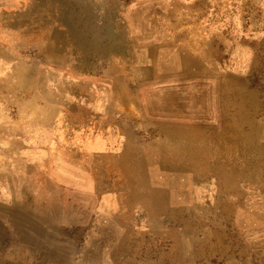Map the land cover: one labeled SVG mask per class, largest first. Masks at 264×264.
<instances>
[{
    "label": "rangeland",
    "instance_id": "374dc122",
    "mask_svg": "<svg viewBox=\"0 0 264 264\" xmlns=\"http://www.w3.org/2000/svg\"><path fill=\"white\" fill-rule=\"evenodd\" d=\"M0 264H264V0H0Z\"/></svg>",
    "mask_w": 264,
    "mask_h": 264
},
{
    "label": "bare ground",
    "instance_id": "6f19581e",
    "mask_svg": "<svg viewBox=\"0 0 264 264\" xmlns=\"http://www.w3.org/2000/svg\"><path fill=\"white\" fill-rule=\"evenodd\" d=\"M145 1V0H144ZM194 1V0H193ZM182 3V2H181ZM186 4H187V2H185ZM190 4V3H189ZM183 5V4H182ZM165 7V6H164ZM162 8V7H161ZM145 9V8H144ZM134 10H136V9H134ZM146 10V9H145ZM136 13H137V10H136ZM152 14V13H151ZM129 18V17H128ZM144 20V19H143ZM145 21H146V19H145ZM152 23V22H151ZM143 25V24H142ZM124 26V25H123ZM158 26V25H157ZM126 27V26H125ZM132 27H133V25H132ZM154 28V27H153ZM49 29H51V28H49ZM159 30V29H158ZM168 30V29H167ZM163 31V30H162ZM165 31V30H164ZM67 34V33H66ZM172 34V33H171ZM221 35V34H220ZM164 36V35H163ZM171 36V35H170ZM177 36V35H176ZM129 37V36H128ZM180 37V36H179ZM130 38V37H129ZM178 38V37H177ZM126 39V38H125ZM141 39V38H140ZM139 39V40H140ZM228 39V38H227ZM136 40V39H135ZM158 40V39H157ZM224 40V39H223ZM229 40V39H228ZM131 41V40H130ZM129 41V42H130ZM137 41H138V39H137ZM176 41V40H175ZM139 42V41H138ZM142 43V42H141ZM139 44H140V42H139ZM47 51V50H46ZM136 51V50H135ZM131 52V51H130ZM240 53V52H239ZM47 54V53H46ZM240 55H242V54H240ZM6 56V55H5ZM50 56V55H49ZM135 58V57H134ZM133 59V58H132ZM136 59V58H135ZM132 61V60H131ZM8 66V65H7ZM132 66V65H131ZM120 67V66H119ZM129 67V66H128ZM38 68V67H37ZM18 69V68H17ZM23 69H24V67L22 66V67H20L19 69H18V71L19 70H22L23 71ZM132 73V72H131ZM3 74V73H2ZM135 74V73H134ZM219 74V73H218ZM139 75V74H138ZM172 76V75H171ZM2 78V77H1ZM11 79V78H10ZM166 79H167V77H166ZM7 81V80H6ZM35 81V80H34ZM85 81V80H84ZM164 81V80H163ZM170 81V80H169ZM89 83V82H88ZM92 83V82H91ZM163 83V82H162ZM165 83V82H164ZM163 83V84H164ZM114 84V83H113ZM162 84V85H163ZM200 84V83H199ZM170 85V84H169ZM81 86V85H80ZM24 87V86H23ZM93 87V86H92ZM115 87V86H114ZM168 87V86H167ZM15 88V87H14ZM85 88H86V86H85ZM175 88V87H174ZM199 88V87H198ZM161 89V88H160ZM189 90V89H188ZM190 91V90H189ZM71 92V91H70ZM73 92V91H72ZM192 92V91H191ZM163 94V93H162ZM74 95V94H73ZM92 95V94H91ZM164 95V94H163ZM173 96H174V94H173ZM68 97H69V95H68ZM165 97V96H164ZM46 98V97H45ZM53 99V98H52ZM73 99V98H72ZM170 99V97L168 98V100ZM172 99H174V98H172ZM71 101V100H70ZM72 102V101H71ZM50 103V102H49ZM86 103V102H85ZM166 103H167V101H166ZM174 103V102H173ZM33 104V103H32ZM53 104V103H52ZM81 104V103H80ZM79 104V105H80ZM31 105V104H30ZM85 105V104H84ZM158 105V104H157ZM25 106V105H24ZM56 106V105H55ZM81 106V105H80ZM158 106H160V104L158 105ZM180 107V106H179ZM24 108V107H23ZM159 108V107H158ZM62 109V108H61ZM190 109V108H189ZM203 109V108H202ZM45 111V110H44ZM189 111V110H188ZM200 111V110H199ZM55 112V111H54ZM191 112H192V110H191ZM58 113V112H57ZM88 115V114H87ZM164 115V114H163ZM37 116V115H36ZM83 117V116H82ZM34 118V117H33ZM53 119V118H52ZM171 119V118H170ZM34 121H35V119H34ZM44 121V120H43ZM46 121H48V120H46ZM54 122V121H53ZM56 124V123H55ZM46 126V125H45ZM57 127V126H56ZM3 129V128H2ZM5 129V128H4ZM14 129V128H13ZM54 129V128H53ZM51 130V129H50ZM52 131V130H51ZM95 131V130H94ZM8 132V131H7ZM87 132V131H86ZM85 132V133H86ZM11 133V132H10ZM53 133V132H52ZM10 135V134H9ZM53 135V134H52ZM57 135V134H56ZM47 137V136H46ZM47 145V144H46ZM51 147V146H50ZM54 147V146H53ZM36 148V147H35ZM39 149V148H38ZM56 149V148H55ZM39 151V150H38ZM35 152H36V150H35ZM80 152V151H79ZM88 152V151H87ZM86 152V153H87ZM85 153V152H84ZM80 154V153H79ZM83 154V153H82ZM88 154V153H87ZM81 156V155H80ZM183 156V155H182ZM46 157V156H45ZM43 158V157H42ZM80 158V157H79ZM86 158V157H85ZM90 159V158H89ZM91 161V160H90ZM166 161V160H165ZM73 162V161H72ZM192 162V161H191ZM88 163H90V162H88ZM173 163V162H172ZM179 163V162H178ZM82 165V164H81ZM83 166V165H82ZM81 166V167H82ZM88 167V166H87ZM91 167V166H90ZM91 171V170H90ZM92 172V171H91ZM65 173V172H64ZM93 174V173H92ZM66 175V174H65ZM63 210V209H62ZM63 212V211H62ZM62 214H64V213H62ZM63 218V217H62ZM61 218V219H62ZM66 220V219H65ZM20 223L21 222H25V221H19ZM61 222V221H60ZM62 223V222H61ZM24 224H26V223H24ZM21 225V224H20ZM49 225V224H48ZM21 227H22V225H21ZM24 227V226H23ZM43 236V235H42ZM22 237V236H21ZM89 237H91V236H89ZM44 238V237H43ZM29 240V239H28ZM30 241H32V240H30ZM113 241V240H112ZM37 243V242H36ZM35 243V244H36ZM43 243V242H42ZM110 246V245H109ZM108 246V247H109Z\"/></svg>",
    "mask_w": 264,
    "mask_h": 264
}]
</instances>
